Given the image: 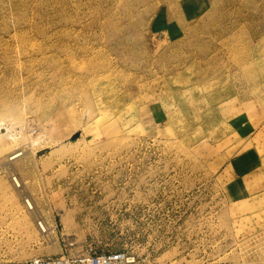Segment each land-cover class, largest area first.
<instances>
[{
    "label": "rangeland",
    "instance_id": "1",
    "mask_svg": "<svg viewBox=\"0 0 264 264\" xmlns=\"http://www.w3.org/2000/svg\"><path fill=\"white\" fill-rule=\"evenodd\" d=\"M264 264V0H0V263Z\"/></svg>",
    "mask_w": 264,
    "mask_h": 264
},
{
    "label": "built area",
    "instance_id": "2",
    "mask_svg": "<svg viewBox=\"0 0 264 264\" xmlns=\"http://www.w3.org/2000/svg\"><path fill=\"white\" fill-rule=\"evenodd\" d=\"M0 264H140V262L135 256L125 253H87L83 255L64 254L59 257L38 258Z\"/></svg>",
    "mask_w": 264,
    "mask_h": 264
}]
</instances>
